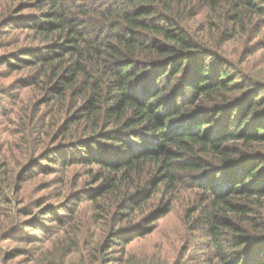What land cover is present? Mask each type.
Listing matches in <instances>:
<instances>
[{
  "label": "trees",
  "instance_id": "obj_1",
  "mask_svg": "<svg viewBox=\"0 0 264 264\" xmlns=\"http://www.w3.org/2000/svg\"><path fill=\"white\" fill-rule=\"evenodd\" d=\"M3 97L0 264H131L175 203L204 264H264V0H0Z\"/></svg>",
  "mask_w": 264,
  "mask_h": 264
},
{
  "label": "rangeland",
  "instance_id": "obj_2",
  "mask_svg": "<svg viewBox=\"0 0 264 264\" xmlns=\"http://www.w3.org/2000/svg\"><path fill=\"white\" fill-rule=\"evenodd\" d=\"M231 50V48H228L227 52L231 53ZM237 56L238 54L232 55V58H236ZM8 82L5 81V84ZM10 94L15 96L14 93ZM3 99L7 102L6 97H3ZM7 104H3L0 108V112L3 111L9 115L7 119L3 118L0 122V132H2L3 138L7 137V134L13 129V127L8 125V118H12L13 115L8 102ZM15 130L20 131L21 128L17 127ZM52 178V176L45 178L40 175L37 179L39 181L34 182L26 189L24 197H26L27 201L48 194L50 196L47 197L48 199L55 200L53 196L58 190L57 185H52L50 191L38 192L36 190L38 183H47ZM183 205V203H175L171 213L157 220L155 232L150 237L143 241H135L128 246L127 250L130 253L131 264H160L163 260L166 261L164 264H178L179 262L180 264H204V239L199 235L191 237L188 229L184 226L182 219ZM67 207L71 208L72 205H67ZM56 231L55 228H52L51 231H47L46 233L32 231L31 229L27 230L26 237L31 239L29 241H33V244L29 245L30 252L33 253L34 249L41 248L44 250V255L46 256L55 254L54 251L57 250L56 244L59 243L60 245V242L64 240L63 237L54 234ZM26 260H28V257L17 258L13 263L26 264Z\"/></svg>",
  "mask_w": 264,
  "mask_h": 264
}]
</instances>
